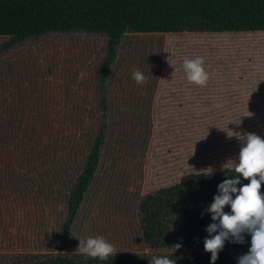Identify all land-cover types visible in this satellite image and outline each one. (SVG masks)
I'll return each instance as SVG.
<instances>
[{"label": "rangeland", "instance_id": "374dc122", "mask_svg": "<svg viewBox=\"0 0 264 264\" xmlns=\"http://www.w3.org/2000/svg\"><path fill=\"white\" fill-rule=\"evenodd\" d=\"M103 44L57 35L0 58V255L58 252L67 199L96 128L92 78ZM196 57L204 59L206 87L183 70ZM110 105L107 145L66 252L78 253L89 236L117 253H173L177 243L174 253L206 252L207 209L218 185L238 175L231 161L239 162L242 136L264 139V32L127 34ZM250 247L246 235L222 251Z\"/></svg>", "mask_w": 264, "mask_h": 264}, {"label": "trees", "instance_id": "16d2710c", "mask_svg": "<svg viewBox=\"0 0 264 264\" xmlns=\"http://www.w3.org/2000/svg\"><path fill=\"white\" fill-rule=\"evenodd\" d=\"M240 34L264 32V0H0V58L28 41L81 34L102 38V57L93 70L96 128L69 193L57 253L2 254L0 264H149L168 256L177 264H212L208 252L117 253L107 260L66 252L109 136L110 78L124 37L132 33ZM249 250L221 251L215 264H238Z\"/></svg>", "mask_w": 264, "mask_h": 264}, {"label": "clouds", "instance_id": "9594fccd", "mask_svg": "<svg viewBox=\"0 0 264 264\" xmlns=\"http://www.w3.org/2000/svg\"><path fill=\"white\" fill-rule=\"evenodd\" d=\"M183 70L190 83L206 87L209 74L204 68L203 57L185 59ZM133 79L138 85H145L147 77L139 70L133 72ZM239 153V162L231 161L235 178L225 179L218 185V193L207 211L211 214V223L206 231L210 238L204 240V250L211 254V262L215 264L219 253L225 246V241L243 244L245 236L250 235L251 247L246 254L238 257V264H264V139L254 133L243 136ZM240 177L249 183L241 187ZM229 206L231 211H224ZM215 234V235H213ZM182 247L177 243L171 248L173 253ZM78 253L107 260L117 254L115 246L103 237L79 239ZM149 264H177L175 259L168 256H153Z\"/></svg>", "mask_w": 264, "mask_h": 264}]
</instances>
